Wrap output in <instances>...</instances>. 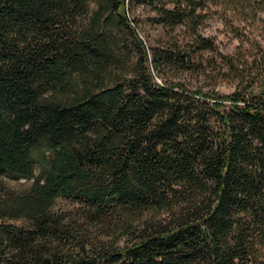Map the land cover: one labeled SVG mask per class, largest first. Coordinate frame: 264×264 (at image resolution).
Segmentation results:
<instances>
[{"label":"trees","instance_id":"obj_1","mask_svg":"<svg viewBox=\"0 0 264 264\" xmlns=\"http://www.w3.org/2000/svg\"><path fill=\"white\" fill-rule=\"evenodd\" d=\"M259 12L0 0V264H264V90L200 32Z\"/></svg>","mask_w":264,"mask_h":264},{"label":"rangeland","instance_id":"obj_2","mask_svg":"<svg viewBox=\"0 0 264 264\" xmlns=\"http://www.w3.org/2000/svg\"><path fill=\"white\" fill-rule=\"evenodd\" d=\"M135 11L131 12L132 18L134 14L139 15L146 29L152 31L149 18L155 13L143 7H137ZM235 18L239 19L234 22L239 25L236 31L221 16L214 14L206 19L200 27V32L214 39L220 54L241 59L242 73L246 75L248 82L254 81V91L260 93L264 90V12L250 16L247 20L241 16ZM208 54L212 55L211 52ZM221 69L223 70L218 78V89L221 93H231L235 90L238 81H233L235 76L225 65ZM59 206L71 208L74 205L70 201L63 200Z\"/></svg>","mask_w":264,"mask_h":264}]
</instances>
